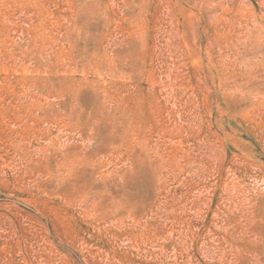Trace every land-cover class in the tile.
I'll return each instance as SVG.
<instances>
[{
    "label": "rangeland",
    "instance_id": "374dc122",
    "mask_svg": "<svg viewBox=\"0 0 264 264\" xmlns=\"http://www.w3.org/2000/svg\"><path fill=\"white\" fill-rule=\"evenodd\" d=\"M0 264H264V0H0Z\"/></svg>",
    "mask_w": 264,
    "mask_h": 264
}]
</instances>
